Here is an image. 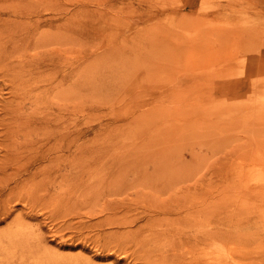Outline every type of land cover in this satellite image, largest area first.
Masks as SVG:
<instances>
[{
	"label": "rangeland",
	"instance_id": "obj_1",
	"mask_svg": "<svg viewBox=\"0 0 264 264\" xmlns=\"http://www.w3.org/2000/svg\"><path fill=\"white\" fill-rule=\"evenodd\" d=\"M71 260L264 264V0H0V264Z\"/></svg>",
	"mask_w": 264,
	"mask_h": 264
},
{
	"label": "bare ground",
	"instance_id": "obj_2",
	"mask_svg": "<svg viewBox=\"0 0 264 264\" xmlns=\"http://www.w3.org/2000/svg\"><path fill=\"white\" fill-rule=\"evenodd\" d=\"M15 247V246H14ZM64 264H79L77 261L76 262H74L73 260H71V261H69V262H67V263H64ZM82 264H88V263H84V262H82Z\"/></svg>",
	"mask_w": 264,
	"mask_h": 264
}]
</instances>
